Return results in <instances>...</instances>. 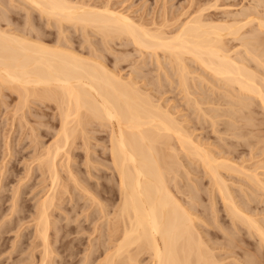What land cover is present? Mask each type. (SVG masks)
<instances>
[{
  "label": "bare ground",
  "instance_id": "1",
  "mask_svg": "<svg viewBox=\"0 0 264 264\" xmlns=\"http://www.w3.org/2000/svg\"><path fill=\"white\" fill-rule=\"evenodd\" d=\"M76 1L78 2L79 0H76ZM76 1L72 0L71 2V0L70 1L69 0H21L20 2H22L23 4L25 3L28 4L30 8L32 7L34 11H38L37 13H39V15L41 14L40 16L42 15L43 17L45 16L47 20L49 19V21L50 20L56 21V23L58 24L57 26H60L61 29L65 28V26L63 28V25H66L69 23V24H72V26L74 25L75 27L80 26L79 28H82V31L86 33L88 29L94 30L95 33H98L101 35V38H103L104 42L106 43L115 42V40L116 41L119 40L120 42L124 40H126V42L130 41L129 45L133 44L132 46H135L136 50L139 52L137 53L140 54L139 56L140 58L142 57L143 59H146L148 57L145 58V55L148 54L147 56H149V58L150 57L155 58L157 62L156 64H158V68L163 67L162 66L163 63L162 61L160 62V60L168 59V61L170 62L169 64L173 66L172 68L175 69V73L177 74L176 76L178 78L177 82H179V86H180L179 88H182L187 98H190L193 96L192 94H190V97H188L189 87L192 85V83L191 85L189 84L190 82L189 78L190 77L195 78V77H193L194 73L190 72L189 70L190 67H188L186 60L190 59L191 61H193V63L195 62L199 70L201 68L202 72H205V74L207 73L208 76L212 77V80H209L208 78L206 79L205 76L200 75L201 73L197 75L195 74L196 78H198L197 80H201L200 81L201 83L205 81L204 83L209 84L210 86H214L212 85L214 83V82L212 83L213 79L215 80V82H218L219 84L221 83L220 85H218V83L217 85L215 83L214 84L219 89L220 88L222 90L224 89L223 93L225 91L224 94L226 95L227 99H229V101L226 102L227 104L226 107H229L227 108L228 110L225 111L223 109L225 119H227L226 116H228V119L230 118L231 120V122L229 120L228 122L229 124H227L226 126L229 130V131L227 130L226 131L229 134L231 133L230 130L235 129L234 123L237 119L245 121V126H252V120H253V117L251 116L252 114L250 113L251 115L250 114L246 115L243 111L244 110L250 111V107L253 104L257 103V106L263 111V115L262 114L261 115L264 116V73H261L262 71H264V57H262L264 56V53H263L264 50L262 51V53H257L256 50L258 51V48L255 49L256 48L255 45L259 44L260 46L261 44H263L261 37H260L262 32L260 33L257 31L258 33H260L259 35L260 38L258 36H253L257 33L256 31L253 30V28H255L254 27L255 23H256V28H257L255 30H260L264 28V19L263 17H262L263 20L260 19L261 15L258 18L256 15H254V17H256L254 18L253 15L250 16L247 14L248 12H251V10L250 11L246 10L247 13L242 12L243 14L241 13V15L239 16L240 18L243 16L242 17L243 19L241 20H232L230 22L213 21V20H210L208 17H205L208 15L204 14L205 11H208L207 10L208 7L207 8L205 7L207 5L208 6L210 5L208 3L203 8H199L200 7L199 5V7H197L199 9H197L196 13L195 14L192 13L194 14V16H191V14L189 16V14H187V16H189L190 18L189 17L188 19L186 18L187 20L182 18L183 21L179 20V22H177L178 24L177 23L173 24V23H175L174 21H178L177 18L179 14L177 15V18L176 16L175 17L173 16V18H176V19H173L174 21L172 22V24L174 25V27L172 26L174 28L173 29L172 27L168 26L169 23L168 24L165 23L167 25L165 24L155 25L149 22L151 25L150 24L145 25L143 24L144 22L140 23L139 20L136 22L133 18L126 16L124 14H121V12L118 13L116 11H112L111 10L112 8L110 9L108 5H102L104 7L100 6V8H97L96 7L97 5L96 6L93 5L95 7H91L92 5L87 6L88 4L85 5L83 4V2L74 3ZM213 1L214 3H217L215 2V0H212L211 2ZM261 1H258L259 2L258 4H261L262 3ZM10 2L12 1L10 0ZM20 2L18 1V3ZM13 3H14V0H13ZM15 4H13V6ZM104 4H106V2H104ZM200 4H202V6L204 5L203 3H200ZM258 4H256L257 5L256 8L259 7ZM214 6L215 4H213L212 7ZM20 7H23V6L21 5ZM212 7L209 9V11L211 9L214 10ZM253 8H255V6ZM27 9H25V11ZM4 11L0 13H4ZM211 13L210 15H212ZM4 15L5 14H2L1 16L0 14V17H1L0 21L4 19V18L2 19ZM212 16L214 17V19H216L215 18L216 16L214 15ZM179 17L181 16L179 15ZM5 20L8 21V19H4L2 24L4 25L7 24L8 27L12 25V23L10 24L8 22L6 23ZM144 21L146 20L144 19ZM13 23L15 22L13 21ZM26 23L28 25V31L26 29H23L25 27H21L22 29L20 33H18L19 31L18 32L16 31V28H15V31H13V28L10 31V30H6L8 28L6 25H5L7 27L6 29H4L5 27L4 28L0 27V92L3 91L2 89H6L8 91L10 90L9 92L12 91L11 92L12 94L17 95L19 102H16L18 104L15 105L16 110H17L16 112L22 110V107H20V105L21 106L23 105L24 107L26 104H29L28 99H31V98H33V100H36V99H38V101L41 100L42 102H44V104H46L47 102V105H49L48 103L55 104L54 107H56L55 109L58 110L57 117L59 118L58 121L60 123V127L58 128L57 132H55L57 133L55 135L57 138L55 139L53 144L51 145L49 144L50 145L49 147L44 148V150L41 151V153L37 154L38 156L37 159L35 158L36 160H38V167H39L38 169L42 172L41 173L42 176L44 175L45 178L49 181V185L47 186L49 189L48 191L49 193L47 194V196L45 195L46 197H42L44 199L42 201H39V204H37L35 218H34L35 220L34 221L35 223V228H34L35 234L34 235H36L35 237L39 240L38 242L39 243L41 242V244L39 245L42 246V250H43L41 251L42 255H41L40 264H50L49 262L50 260L48 258H50V255L52 253L50 254L49 252L50 250L48 248V245L50 244L48 242L49 240L48 232H49L50 227H55V225L51 226L52 225V222L50 221L51 213L53 211V208H55L57 205V204L55 205V203L62 198L61 196L65 192H67L66 191L67 185L65 186L64 183L60 184V180H59L60 175L58 173L56 160L58 159V157L62 155L67 157V160L65 159L66 161L69 160L68 159V156H69L68 150L70 149L69 142L73 139L74 135L76 136L77 132L83 131L85 130L86 127H88V125L84 124L85 122L86 123L88 122L87 124H89V122L90 124L91 122L93 123L98 122V125H100L101 127L102 126H104V128L107 127V130L106 129L104 130L105 132H107V135H108V146L107 148L105 147L106 148L105 152H107L110 159L109 158H106V159L110 160L108 162H110L109 168L111 170L110 169L109 170L112 171V174H114L112 175V177L113 176L115 177L116 182H117L116 184L118 186L115 188L116 189L118 188L119 190L118 194L120 195V198H119L120 200L118 203L119 205L116 207V210L111 214L112 217L109 219L108 217H106L108 216V213L106 212L105 207L101 205V203L99 202L101 205L99 208L100 215L102 214L101 217H103L104 219L106 217L104 221H106V223L108 222L106 226L109 232L107 233H109L110 235L109 234L107 235H109L110 237L109 236L107 237L110 238V242H112L113 244L111 247L112 248L111 252L106 251L107 254L102 259V262H98V264L99 263L100 264H141V260L143 258H146L149 260L148 264H219L218 262L221 259L217 262L215 260L216 258H214V256L212 255L213 252L211 253L209 251L208 248L210 246L207 247L209 243L207 244L206 240L204 239L205 237L203 238L202 236L203 233L200 232L201 233L200 234L198 229L196 228L197 224L195 223V218L193 219L192 215L189 212L190 209L186 208V206L184 207V205L180 202L179 198H177V194H179L180 192L178 191L179 189H177L175 186L174 188H171L170 186V182L172 180H175L176 178L170 179L169 176H171V174L174 173L175 171L174 167L181 164L180 162H178V157L176 158V155L174 154L175 147L173 149V145L175 144L173 145L171 144L173 140H174L173 143L176 141L177 144L180 146L179 147L176 144L178 148H181V151H184L186 155L189 156L193 161H196V163L198 162L197 164H200L202 169L205 170L206 173L209 175L211 179L210 191H211V187H213L214 189L212 188V192L213 191L215 192V190L218 192L217 193L219 194L218 197L220 196L221 200L223 201L224 208L226 209L227 214L231 215L230 218H232L233 223L238 222L240 223V225L242 224L243 226H246L249 230L255 233V235L257 236L256 239L258 238L259 241L262 242V246L264 245V228L259 224V222L253 219L254 217L252 218L250 217L251 215L248 216L246 214L247 212H245L246 209H244L245 207L244 205L242 206L243 208L237 205L239 203L235 202L236 199L234 200L230 192L231 188L229 190L230 186L227 185L229 182H226L225 179L220 174V169L231 171V172H234L235 174L238 173V175L243 174L245 175L244 177L247 179L248 183L249 182L252 183L256 188L261 189L264 192V183L254 173L255 171L254 172L252 171L254 174L253 173L251 174V172L249 170L247 171L246 170L247 168L244 167L246 172H250V174L249 173L245 174V171L243 170L244 168L242 169V167H239L241 165H238L237 167V165L234 164L235 162L233 163L234 165L231 163L233 160L232 161L227 160L228 157L226 160L221 157H217L216 155H214L215 154L214 151H212L214 152V154H212L208 149L204 148L203 145H201L198 142V140L197 142H195L193 137L191 136L192 134L188 133L187 132L188 130L186 131V129L183 128L184 127L182 126L183 123L182 122L179 123V121L176 120V118L172 115L173 112L170 114L168 110H164V107H162L163 105L160 106L161 104L160 105L159 103L157 104L155 100H153L152 98L153 95L152 96L148 95L146 92L144 93L143 90L142 92L139 89V86H137L138 83L131 82L133 79L131 81H124L121 79L119 74H117L118 72L115 73L116 70L115 71H111V69L109 70L101 61L100 56L102 54H100V56L90 55L89 58H85L84 56L82 57L81 55L75 53L73 50L69 49L68 48L69 45L67 47H64L65 45L61 46V42H63L65 39H63V41L60 40V43H58V41L57 43L53 42L55 45L51 46L52 45L51 44L49 46L48 44H46V42L45 43L43 42V39H42L43 37L42 38L40 37L41 35L38 36L39 33L37 32V30H35L34 26H33L34 29L31 27L32 28L31 30H35V33L30 32L31 30L29 29L30 28L29 25L31 22H29V24L28 22ZM53 23L56 24L55 22ZM253 23H254V26L252 27V32H255V33H253V35L250 34L248 31H246L245 33L248 32L247 34L252 35L251 37L254 40L252 39H251L252 41L243 40L245 38H243V36L241 35H245V34H243L242 32L244 31V29H246V27L248 28L251 27ZM172 24L170 22V25ZM10 27H13V26H10ZM169 27L172 30L167 31L170 29ZM61 29H59L58 31L62 32ZM24 30L26 31L24 32ZM60 35H62V33L59 34V36ZM88 36H92V35L89 34ZM238 40L241 41L239 46L237 45V47H235V46L229 45L230 41L238 42ZM159 53H161L162 56H160ZM160 57H163V58L160 59ZM116 59H115V62H117ZM146 61L148 60L146 59ZM251 62H254L253 64H255L257 68L260 67V69L261 70L263 69V70L259 72L257 69L254 68L255 65H253L254 67L251 68V65H250ZM114 67H117V66H114ZM198 69L196 70L197 72H198ZM159 71L164 72L163 68L162 70L160 69ZM158 79H161V78L158 77ZM162 82L163 81H161V83ZM153 83H157V85L159 84L161 86V84L158 82L153 81ZM214 88L215 87H213V89ZM218 88L216 89L217 92L219 91ZM211 95L213 94L211 93ZM189 101L191 100L189 99ZM192 102H193V105L196 107V109L201 111L200 112L202 113L201 115L204 116L203 120L205 116L206 118L209 117V119L206 122L210 120L211 126L213 128V126L216 125L217 119H219L218 117L219 114L217 115L218 118L215 117L216 115L215 116L210 115L211 112L208 115L207 110H206L207 112L204 111L205 109L202 110L201 103L198 101V99L192 100ZM192 102L190 103L192 104ZM39 103L40 102H38V104ZM207 103H210V102H207ZM213 103L215 104V102ZM213 103H210V104L212 105ZM224 103H225V99H224ZM217 107H220V106L218 105ZM223 107H225V105ZM165 109H166V106H165ZM214 110H212V112ZM218 112H219V108H218ZM83 125H86V126L84 127ZM81 126L83 127V130L81 129L82 128ZM79 128L81 129L80 131L78 130ZM216 129H219V128H216ZM239 129L236 128L235 130H239ZM86 131H89V130L86 129ZM86 131H85V134H87ZM232 135H234L235 137L238 136V138H240L239 136L241 134L239 132H236V133H232ZM88 137L87 139H89ZM84 138L85 137H83V139ZM85 141H86L87 146H89L90 144L88 145V140L85 139ZM84 146H85V143H84ZM67 147H69L68 150H67ZM87 149L88 148L85 147V150H86L85 152L88 151ZM103 150H104V147H103ZM250 158L252 157L250 156ZM89 160H91V156H90V159H87L88 162ZM180 166L182 167V165ZM178 170H179V167H178ZM234 173H231V174L234 175ZM70 181L73 182L74 180L71 179ZM62 185H64L65 188L64 186L62 187ZM86 191H85L86 192L85 194L88 195L87 194L88 191H91V190H86ZM253 192H256V190ZM16 193L17 191L14 192L15 196L17 195ZM256 193H259V192H256ZM89 195H91V193H89ZM244 197L245 196H243V198ZM90 198H92V195L90 196ZM93 199H95V202H96L97 199L94 196H93ZM93 199L92 201H94ZM12 200L13 202H15L14 199ZM96 203L98 206L99 205L98 201ZM213 204H214V201H213ZM11 206H12V210L11 208L10 210L13 211L16 205L15 203H13V205ZM115 206L116 205H114V207ZM5 217H6V214H5ZM33 217L34 216H32V218ZM216 225H218V223L215 224V226ZM81 229L82 228H80V230ZM25 247H28V246H25ZM0 257H1V254H0ZM85 258H86V255H85ZM247 262L248 264H258L256 258H253V257L247 259Z\"/></svg>",
  "mask_w": 264,
  "mask_h": 264
},
{
  "label": "rangeland",
  "instance_id": "2",
  "mask_svg": "<svg viewBox=\"0 0 264 264\" xmlns=\"http://www.w3.org/2000/svg\"><path fill=\"white\" fill-rule=\"evenodd\" d=\"M11 1L12 2H10V0L9 1L8 0H1L0 1V4L2 2L5 3V4L2 3L0 5V7H1L0 12H3L4 10H6V11H4V13H0V14H1V16H2V14H5L2 17V19L3 18L8 19V21L5 20V22L6 23L8 22L9 24L12 23V25H10V26H13V27L9 26L11 28L10 29L7 26V24H5V25L8 28L4 24H2L4 21V19H3L0 21L1 24L3 25L2 26L0 24L1 28L5 27L4 29L7 28L6 30H10V31L12 30V28H13V31H15V28H16V31L17 32L19 31L18 33H20V31L22 29L21 27H25L23 29H26L28 31V25L26 22H28V24H29V22H31L30 23L31 26L29 25V27H30L29 29L31 30L34 26L35 30H37V32L39 33L38 36L41 35L40 37L41 38L43 37L42 38L43 42L44 43L46 42V44H48L49 46L51 44H52L51 46H54L55 45L54 43H57V41H58V43H60V40L63 41V39H65L63 42H61V46L65 45L64 47H67L69 45V47H68L69 49L73 50L75 53L81 55L82 57L84 56L85 58H89L90 55L100 56V54H102L100 56L101 61L109 70L110 69H111V71L116 70L115 73L118 72L117 74H119L121 79L124 81H131L133 79L131 82L138 83L137 86H139V89L141 91L143 90L144 93L146 92L148 95H151V96L153 95L152 98H153V100H155V102L157 104L158 103H159V105L161 104L160 106L163 105L162 107H164V110H168V112H170V114L173 112L174 114L172 113V115L176 118V120H178L179 123H181V122L183 123L182 124V126H184L183 128L186 129V131L188 130L187 131L188 133L192 134L191 136L193 137L195 142H197V140H198V142L201 145H203L204 148L208 149L212 154H214V152H215L214 155H216L217 157H221L225 160L228 157L227 160H230V161L233 160L231 163L233 164L235 162L234 164L237 165V167H238V165H241L239 167H242V169L244 167H246L247 168L246 170L247 171L249 170L251 172V174L255 171L254 173L264 183V124H263L264 123V120H263L264 116H262L263 111L257 106V103L253 104L250 107V111L249 110L243 111L246 115H249L250 113L252 114V115L250 114L253 117L252 126H245V121L237 119L234 123V126H235V129L236 128L239 129V127H240V129L239 130L234 129L235 132H234V130H230L231 133L229 134L227 132L229 130L226 126H227V124H229L228 122H229L230 118L228 119V116H226L227 119H225L224 113H223L224 110L226 111V110H228L227 108H229V107H226L227 106L226 102H228L229 99H227L226 95L224 94L225 91L223 93L224 89L222 90L220 88L221 89L220 90L217 86H215V84L217 85L218 82H215L214 79L212 81V83L213 82L215 83V84L214 83L212 84L214 86H210L209 84L204 83L205 81L203 82V80H202L203 83L200 82L201 80H197L198 78H196V75L200 74V73H201L200 75L205 76L206 79L208 78L209 80H212V77L208 76L207 73L205 74V72H202L201 68L199 70L198 66H196L195 62L193 63V61H191L189 58H187L189 60H186L187 65H188V67H190L189 68L190 72H193L194 75L196 74L194 76L192 73L193 77H195L196 79L191 78V77H190L191 79L189 78L190 82L189 81L188 82L190 85L192 83V85H191L192 88L189 85L190 87H189V91H188V93H189L188 97H190V94H192L193 96L191 95L192 97L187 98V96H186L185 92H183L182 88H179L180 86H179V82H177L178 81V78L176 76L177 74L175 73V69L172 68L173 66H171V64H169L170 62L168 61V59L160 60V62L162 61V63H163L162 64L163 67L159 66L160 68H158V64H156L157 62H156L155 58H153V57L149 58V56H147L148 54L145 55V58L146 57L149 58V59L146 58L148 61H146V59H143L142 57L140 58L139 57L140 54H138L139 52L136 50L135 46H132L133 44L129 45L130 41L126 42V40H124L125 42L122 41L123 44L119 40H117V41L115 40V42L106 43V42H104L103 38H101V35L98 33H95L94 30L88 29L87 33H86L84 31H82V28H79L80 26L79 27L77 26L78 27L77 28L74 25L72 26V24H69V23L66 25H63V28H64V26H65V28L61 29L60 26H57L58 24L56 23V21H54V20L49 21V19L47 20V18L45 16L44 17H43V15L40 16L41 14L39 15V13H37L38 11H34V9L32 7L30 8L29 5L26 3L23 4L24 3L23 1H22L23 3L20 2L21 0H14V3H13V0H11ZM18 1L20 3H18ZM73 1H76V0H73ZM211 1L212 0H202V1L201 0H195V2H194V0H165V1L164 0H110V1L109 0H82V1L79 0L78 2L79 3L83 2V4H85V5L88 4L87 6L92 5L91 7H95L97 5L96 6L97 8H100V6L104 7L102 5H108L110 9L112 8L111 9L112 11H116L118 13L121 12V14H124L126 16L133 18L136 22L138 20L140 23L144 22L143 24H145V25H147V24L149 25L150 23L155 24V25H162L165 23H167V24L169 23L168 26L174 27L173 24H176L177 22H179V20L183 21V19H186V18L188 19L190 14H191V16H194L197 9L203 8L208 3L210 5L205 6L206 8L208 7V9H207L208 11H205L204 14L208 15L205 17H208L210 20H213V21H228V22H230L232 20H241V19H243L242 18L243 16L241 18L239 17L241 15V13L242 12L247 13V11H250V10H251V12H248L247 13L248 15H250V16L253 15V17H254V15H256L257 18L261 15L260 19H262V17L264 19V3H263L264 0H262V1L261 0H225V1L224 0H215V2H217V3H214V1L213 2H211ZM258 1H261L262 3L260 2L261 4H258L259 3ZM71 2H72V0H71ZM78 2L76 1L74 3H78ZM104 2H106V4H104ZM107 2H108V4H107ZM164 2H166V3H164ZM199 2L203 3L204 5L202 6V4H200ZM7 4H8V6H7ZM13 4H15L14 5L15 7L13 6ZM213 4H215V6H217V7H215V6L212 7ZM256 4L259 5V7H257L259 9L256 8V6H257ZM2 5H3V7H2ZM21 5L23 7H20ZM93 5H95V6H93ZM199 5H200V7H199ZM260 5H262V6H260ZM210 6L214 10L211 9L209 11V9L211 8ZM254 6L256 9L253 8ZM197 7H199V8H197ZM247 7H249V8L251 7V8L249 9ZM260 7H262V8H260ZM6 8H8V9H6ZM25 9H27V10L25 11ZM30 9L31 10L33 9V10L31 11ZM184 11H186L187 13ZM182 12H184V13H182ZM26 13H27V15H26ZM192 13H194V14H192ZM210 13L212 15L216 16L215 17L216 19H214V17L212 15H210ZM236 13L239 15H237ZM178 14L181 17H179ZM187 14H189V16H187ZM177 15H178V18H177ZM27 16L28 17L30 16L29 19ZM173 16L174 17L176 16L178 21H174L173 19H176V18H173ZM253 17H251V18H253ZM254 18H256V17H254ZM0 19H1V17H0ZM144 19L146 21H144ZM10 20H11V22H10ZM45 20H46V22H45ZM13 21L15 23H13ZM173 21L175 23L172 24ZM53 22H55L56 24H54ZM170 22L172 25H170ZM254 23L251 25V27H249V28L246 27V29H244V31L242 30L243 32L241 31L243 34L246 35V37H245V35H241V36H243V38H245L243 40H245V41L254 40L251 37L253 35V33H255V32H252V27L254 26ZM14 24H16V25H14ZM167 24H165V25H167ZM45 25H47V26H45ZM58 27H59V29H61L62 32L58 31L59 30ZM254 27H255V28H253L254 31H256V32L258 31L260 33L262 32L260 37H261L263 44H261L260 46H259V44H257V45H255L256 48L254 47L255 49L258 48V51L256 50L257 53H262V51L264 50V39H262V38H264L263 37L264 36V34H263L264 28L260 29L262 31L255 30V29H257L256 23H255ZM250 28H251V30H250ZM26 30H24V32ZM35 30H31L30 32L35 33ZM170 30H172V29L170 28L167 31H170ZM246 31H248L252 35L247 34L248 32L245 33ZM22 32H23V30H22ZM83 32L86 35L90 34L92 36H88V35L86 36ZM258 32L253 36L259 37L260 33H258ZM61 33H62V35L59 36V34H61ZM35 35H37V34H35ZM247 35H249V36H247ZM82 36H84V37H82ZM87 37H88V39H87ZM248 37H250V38H248ZM240 38H242V37H240ZM68 40H70V41H68ZM67 41H68V43L69 42L70 43L68 44ZM88 41H89V43H88ZM238 42L237 41H230L229 45L237 47V45L239 46L241 41L238 40ZM92 44H93V46H92ZM122 45H124V46H122ZM125 45H127V46H125ZM259 47L261 48V50ZM108 49H109V51H108ZM134 51H136V52H134ZM95 53H96V55H95ZM128 53H130V54H128ZM136 54H138V55H136ZM159 55L162 56L161 53H159ZM262 57H264V56H262ZM122 58H124V59H122ZM161 58H163V57H160V59ZM115 59L117 62H115ZM118 59H119V61H118ZM122 60H123V62H122ZM142 61H144L145 63ZM251 63H250V65L252 68V67H254L253 65H255V64H253L254 62H251ZM112 64H114V65H112ZM114 66H117V67H114ZM162 68H163L164 72L159 71L160 69L162 70ZM254 68L257 69L259 72H261L263 70V69L261 70L260 67L257 68L256 65ZM197 69H198V72L196 71ZM119 71H120V73H119ZM172 71H174V72H172ZM130 73H132V74H130ZM261 73H264V71H262ZM148 74H149V76H148ZM163 74H165L166 76ZM170 76H171V78H170ZM158 77L161 79H158ZM143 78H145V79H143ZM167 78H169V79H167ZM176 78H177V80H176ZM140 79H142V80H140ZM153 81L160 83L161 86L159 84L157 85V83H153ZM161 81H163V82L161 83ZM147 82H149V83H147ZM162 84H164V85H162ZM202 84H203V86H202ZM220 84L218 83V85H220ZM147 85H149V86H147ZM210 87H212V88H210ZM213 87H215V88L217 87L219 89V91L217 92L216 91L217 88L213 89ZM2 90L3 91L0 92V172H1V174H0V178H1L0 179V254H1L0 264H38V263L40 264L41 255H42L41 251H43V250H42V246L39 245V244H41V242L39 243L38 242L39 240L35 237L36 235H34L35 234V232H34L35 231L34 230V228H35L34 218H35L37 204H39V201H42L44 199L42 197H46L47 194L49 193L48 192L49 189L47 187L49 185V181L45 178L44 175L42 176V174H41L42 172L38 169L39 168L38 167V160H36V159L38 157L37 154L41 153V151H43L44 148H47L51 144H53V142L57 138L55 136L57 133H55V132H57L58 128L60 127V123L58 121L59 118L57 117L58 116V113H57L58 110L55 109L56 108V107H54L55 104L48 103L49 105H47V102H46V104H44V102H42L40 99H39L40 101H38V99L34 98L37 100L36 101V100H33V98H31L32 100L28 99L29 104H26L24 107H23V105L22 106L20 105V107H22V110L16 112L17 110H16L15 105L18 104L16 102H19L17 95L12 94L11 93L12 91L9 92L10 90L9 91L6 89H2ZM4 90H5V92H4ZM158 92H160V93H158ZM183 93L185 94L186 97L184 96ZM211 93L213 95H211ZM158 94H160L161 96ZM162 94H164V95H162ZM223 94L225 95V97ZM222 96L225 99V103H224V99L222 98ZM189 99L191 101H189ZM197 99L201 103L202 110L205 109L204 111H206V110L208 111V112L206 111L208 115L211 112L210 115H214V116L216 115L215 116L216 118L219 117V119H217V121H216L217 126L215 125L216 128H219V129H216L215 126H213V128H212L210 120L208 122H206L209 119V117L206 118V116H205V118L203 120L204 116L201 115L202 114V113H200L201 111L197 110L196 107L193 105V102H192V100H197ZM158 100H159V102H158ZM34 102H36V103H34ZM38 102H40L39 104L41 106L38 104ZM190 102H192V104ZM207 102H210V103L215 102V104L213 103L211 105L210 103H207ZM218 105L220 107H217ZM224 105H225V107H223ZM165 106H166V109H165ZM218 108H219V112H218ZM220 109L222 110V112ZM212 110H214V111L212 112ZM25 111H26V113H25ZM217 115H218V117H217ZM238 121H239V123H238ZM230 122H231V120H230ZM87 123L86 122L84 123V124L88 125V127H86L85 130H83V127L81 126L82 127L81 129L84 132L80 131L81 129L79 128L78 130L81 132V134H80V132H77L76 136L74 135V137H73L74 140L71 138L72 143H71V141L69 142L70 143L69 144L70 149L68 150L69 147H67V150L69 153L68 154L69 160L66 161L67 157H65L64 155L58 157V159L56 160L58 173L60 175L59 176L60 177V179H59L60 184L64 183L65 186L67 185L66 186L67 192H65L61 196L62 198L59 200L60 202L57 201L60 204L57 202L55 203V205L56 204L57 205L55 208H53V211L51 213V219H50V221L52 222L51 226L55 225V227H50L49 232H48L49 233L48 234L49 235L48 236L49 237L48 242L50 243L48 245V248L50 250L49 251L50 254L51 253L52 254L50 255V258H48L50 261L49 260H47V261H49L50 264H98V262H102V259L107 254L106 251L111 252V249H112L111 247H112L113 243L110 242V238H109L110 234L107 233V232H109L107 229V226H106L108 222L106 223V221H104V220L106 219V217H108V219L112 217L111 214L116 210V207L119 205L118 203L120 200L119 199L120 195L118 194L119 193L118 188L117 189L115 188L118 186L116 184L117 182H116L115 177L114 176L112 177V175H114V174H112V171H110L111 169L109 168L110 167L109 166L110 162H108V161H110L109 155L107 154V152H105V149L108 146V135H107V132H105L104 130L105 129L107 130V127L105 126L106 128H104V126H102L104 128L103 129L100 125H98V122H95V123L91 122V124H90V122H89V124H87ZM86 125H83V126L85 127ZM224 128H226V129H224ZM86 129L89 131H86ZM212 130L215 132H213ZM85 131L87 134H85ZM236 132H239L241 134L239 136L240 138H238V136L235 137L234 135H232V133H236ZM90 134H92V135H90ZM86 136L87 137L89 136L88 138L91 140L87 139ZM83 137H85V138L83 139ZM85 139L88 140V145L90 144L89 146H87ZM224 140H226V141H224ZM173 141L171 142V144L172 145L175 144V145H173V149L175 147L174 154L176 155V158L178 157V162H180L181 164L178 163L179 165L174 167V170H175L174 173L171 174V176H169L170 179L176 178L175 180H172L170 182V186H171V188H174V186H175L177 189H179L178 191H180V192H179V194H177V198H179L180 202L184 205V207L186 206V208L190 209L189 212L192 215L193 219L195 218V223L197 224L196 228L198 229L199 233L200 232L203 233L202 236H203V238L205 237L204 239L206 240L207 244L209 243L207 245V247L210 246L208 249L211 253L212 252L214 253V254L212 253V255L214 256V258H216L215 260L218 262L221 259L218 262L219 264H248L247 259L253 257V258H256L258 264H264V245L262 246V242H260L258 238L256 239L257 236L255 235V233L253 231L249 230L246 226H243L242 224L240 225V223H238V222L233 223L232 218H230L231 215H228L226 209L224 208L223 201L221 200L220 196L218 197V195H219V194H217L218 192L216 190H215V192L214 191L212 192L213 187H211V191H210L211 179H210L209 175L206 173L205 170L202 169L200 164H197L198 162L196 163V161H193L189 156L186 155V153L184 151H181V148H178L179 145L177 144L176 141L174 143H173ZM84 143H85V146H84ZM207 143H208V145H207ZM100 145H102V146H100ZM214 145H216V146H214ZM85 147L88 148L87 149L88 154H87V152H85L86 151ZM103 147H104V150H103ZM232 147H234V148H232ZM212 151H214V152H212ZM8 152H10V153H8ZM6 153H7V155H6ZM233 153H235V154H233ZM90 156H91L92 161L89 160V162H90L89 163L87 161V159H90ZM250 156L252 158H250ZM85 158H86V160H85ZM106 158H109V159L107 160ZM238 162H240V163H238ZM106 163H108V164H106ZM243 163H244V165H243ZM66 164H68V165H66ZM180 165H182V167ZM65 167L69 170H67ZM178 167H179V170H178ZM243 170L245 171V174H247V173L250 174V172H246L245 168ZM32 171H34V172H32ZM231 173H234V172L226 171L224 169H220L221 176L225 179L226 182H229L227 185L230 186L229 190L231 188L230 192H231L234 200L236 199L235 202L239 203L237 205L241 208H243L242 206L244 205L245 206L244 209H246L245 212H247L246 214L248 216L251 215L250 217H252V218L254 217L253 219H255L257 222H259V224L264 228V221H263L264 220V201H263L264 200V192L261 189L256 188L252 183H250V182L248 183L247 179L244 177L245 175H243V174L238 175V173L237 174L234 173V175H233ZM205 174L208 176H206ZM173 175H175V176L177 175L178 177L177 176L175 177ZM71 179L74 180L75 182L70 181ZM76 183H77V185H76ZM104 183H106V184H104ZM247 183H248V185H247ZM64 185H62V187ZM84 185H85V187H84ZM65 186H64V188H65ZM85 189L91 190V191H88V193H87L88 195L85 194L87 192ZM239 189H240V191H239ZM255 190H256V192H259V193L253 192ZM1 191H3V192H1ZM16 191H17L16 194L18 196L17 195L15 196V194H14V192H16ZM243 191H245V192H243ZM89 193H91L92 198H90L91 195H89ZM244 193H246V194H244ZM182 194H184V195H182ZM254 195H255V197H254ZM14 196H15V198H14ZM93 196L97 199L96 202L98 201L99 207L97 206L95 199H93ZM243 196H245V197L243 198ZM249 196H250V198H249ZM253 197H254V199H253ZM12 199H14L15 202H13ZM39 199H41V200H39ZM92 199L94 201H92ZM220 200H221V202H220ZM249 200H251V201H249ZM213 201H214V204H213ZM99 202L101 203V205H103L105 207V210L108 213V216H106L105 219L103 217H101L102 214L100 215L99 208L101 205ZM249 202H251V203H249ZM258 202H259V204H258ZM13 203H15L16 207H14V210L11 211L12 210L11 205H13ZM114 205H116V206L114 207ZM10 208H11V210H10ZM261 209H262V211H261ZM213 212H214V214H213ZM5 214H6V217H5ZM32 216H34V217L32 218ZM67 216H68V218H67ZM99 217H101V218H99ZM199 218H200V220H199ZM261 218H262V220H261ZM55 219H57L58 221ZM96 219H98V220H96ZM99 219H101V220H99ZM108 219H107V221H108ZM32 220H33V222H32ZM203 220L205 221V223ZM66 222L68 225L66 224ZM18 223H20V224H18ZM217 223H218V225L215 226V224H217ZM19 225H20V227H19ZM95 226H97V227H95ZM80 228H82V229L80 230ZM107 234H109V235H107ZM32 236H33V238H32ZM107 236H109V237H107ZM209 236H210V238H209ZM251 236H253V237H251ZM107 241H109V242H107ZM25 246H28V247H25ZM110 252H108V253H110ZM85 255H86V258H85ZM83 258H84V260H83ZM143 259L141 260V264H148L149 263L148 259H146V258H143ZM30 262H32V263H30Z\"/></svg>",
  "mask_w": 264,
  "mask_h": 264
}]
</instances>
